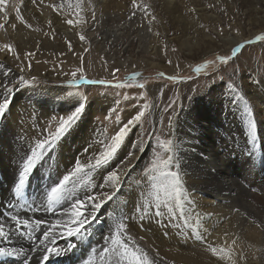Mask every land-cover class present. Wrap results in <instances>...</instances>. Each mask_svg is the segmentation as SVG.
<instances>
[{
    "label": "bare ground",
    "instance_id": "1",
    "mask_svg": "<svg viewBox=\"0 0 264 264\" xmlns=\"http://www.w3.org/2000/svg\"><path fill=\"white\" fill-rule=\"evenodd\" d=\"M7 1L9 0H3V7L6 12L8 9ZM137 1H141L145 4H152L153 1H159L163 3L162 5L165 4L168 7L172 6V8L173 6L182 5L184 1L190 2V4L191 2L194 4L198 3V0H136V3ZM217 1L218 0H209V3L215 4ZM234 1L236 5L234 13L236 15L240 14L238 3L241 1L249 2L254 6L251 7L252 9L245 16V21L243 17H234L236 18V28L239 31H237L239 36H236V39L226 38V41H228L227 44L230 46L240 39H248L256 32V29H258L257 31L264 29V0ZM90 2L107 6L109 3L115 2V0L84 1V3ZM120 2L129 4L130 2L133 3V0H119V3ZM187 2L186 4H188ZM221 2L227 3L230 2V0H221ZM32 3L33 0H22L18 10L21 13L23 12V15H21L24 20L27 16L30 17L27 21L29 20V22H32V25L34 23L36 26H39L44 32L34 33L27 29L18 28L13 17L9 16L8 13V23L4 28L10 37L9 40L16 44L19 51L23 52L21 53L22 55L25 50H27V52L38 51V53L41 51H48L46 49V43L54 41L55 38L53 36L57 33H61L65 37L80 38V36L83 35L84 29L87 27L84 26V23H89V20L85 18L86 13L81 10L78 11V14H80L81 18H85L82 21L84 23L72 22L71 24H68L66 20H63V18L59 17L53 11L48 10L49 5H56L59 6L58 8H62L67 5H77L80 3V0H44L43 4H40L39 0H37L35 5L43 9V13L41 15L37 14V17H34L36 13L35 10H32ZM193 16L194 15H192V17ZM179 17L180 15L176 18ZM190 17L191 16H189L188 19H190ZM211 18L214 19V16L212 15ZM194 20L191 22L193 23ZM0 22H3V13H0ZM160 22L161 21H159V24ZM187 23L185 21L184 24L186 25ZM233 23H235V21H233ZM12 24L16 26L14 30L9 29ZM150 24L151 23L147 25L149 29L146 32L149 36L148 39L152 40L150 42L142 37V30L138 27L135 28L134 24L129 21L126 25L121 24L120 26H113L108 29L105 28L106 30L104 33L109 36V38L104 39L103 42L97 41L94 44L97 49L100 46L102 51L100 52L104 54L105 48L113 46V44H116V42L121 41L123 38H126L127 44L129 41L131 42V40H136L138 52L142 50L145 51L146 54L153 56L161 51V45L157 43L158 39L155 36V32L150 28L152 27ZM182 25L183 23L180 24L179 27ZM187 26H189V24ZM164 28L165 26L162 28L160 27L162 30H164ZM189 28L191 29V27ZM193 30L196 31V28H193ZM85 35L86 34L83 36ZM164 38L163 36V39ZM127 39L129 41H127ZM166 39L167 37L165 40ZM170 41L171 40H166L164 43L169 46L171 45ZM179 42L186 43L188 42V38L182 42L179 40ZM194 44H196V42ZM0 45L2 44L0 43ZM51 46L52 48L59 47L57 44H51ZM61 49H65V47L63 48L62 46ZM106 53V56H111L107 51ZM112 57L117 59L113 54ZM112 57H109L108 60L112 61ZM0 59L5 65L4 71L11 68L9 75H5V72L4 74L0 73V80L3 81V86H0L1 90V88L6 87L9 81H11L13 77H16L17 74L13 70V61L11 57L6 55L4 51L0 52ZM147 61L148 65L161 68L158 63H154L152 60ZM17 66L19 67V65ZM24 66L26 67V65ZM38 74H41L39 70H35L32 76ZM51 74L53 73L50 72V75H41L53 77ZM238 78L240 93L238 95V93L234 91V96H238L240 100L242 99L248 104L252 103V107L250 106L252 112H255V107L258 105L260 110L259 116L256 114L254 115L259 123V127L264 129V80H262V85H260L258 84L260 83V79H257L258 83H256L253 82V79L249 80L245 74H240ZM14 91V99L10 102L7 111L4 113V119L2 120L3 124L0 127V223L10 224L11 221L8 218L13 213H19L21 219L35 220L39 218L44 221L41 229L32 233V237L36 235L42 238V230L46 229L52 233L49 247L65 249L63 254L51 256L47 264H51V262H55V264H103L100 259L101 251L105 248L103 239L104 236L110 234L116 222L125 223L130 232L142 236V238L149 239L159 252L168 256L170 262H175V264H233V260L235 264H264V232L260 231L259 229L261 228L257 227V224L260 226L262 225L256 217L260 211L258 212L256 202H246V199H251L250 201H252L255 198L256 194L253 193V191L258 189V193L261 194L258 200H260L262 205L260 207H262L264 211V186L255 185L253 183H250L249 186V182L253 181L248 179H244L241 184L242 186H239L235 179H233L236 166L233 165L232 161L228 162L227 160L231 159L230 155L235 152H230L228 143L224 141L226 135H222L221 133L217 134L209 129V127H206L205 131L202 132L199 128L198 120L195 118V116L200 114V117L204 119L203 121H207L206 119L210 116V114L206 112L208 111L207 109L203 110L202 108L198 109V107H195L192 111L193 117L189 118V121L185 123L187 124L186 127H184V123H180L182 119L180 122L178 119L170 122L168 130L169 135L172 137L171 150L169 151L171 158H167L166 163L160 166L157 172H152L148 175H143L140 173V169H138L143 166L140 165L142 157V155L140 156V152L142 151L140 146L141 133H139L137 129H135L132 134L130 133L131 135H129V139L127 138L126 145L120 148L114 159H112L108 165L91 170V176L84 177L83 181L77 185L75 195L77 198L86 201V207L82 208V211H84L86 215L94 208V203H100L102 206L100 209H96L95 212H92L91 215H88L87 222L80 233L68 236L67 229L69 227H80V225L76 224L74 221L69 223L70 214L65 212V207L70 206V202H72L71 198L69 199V203H62V205L56 206L48 211H45L42 202L46 201V194L51 187L55 186L64 175L70 176L69 187H71V181L77 179L71 175V173L75 171L77 162L81 164L84 171H89L88 165L95 164V158L103 151L105 141L102 135L103 128L100 127L93 118L99 112H109L110 107L114 104V99L108 98V96L92 98L88 105L86 104L87 106L84 108L81 119H79L71 130L58 142L56 147L34 166L26 180L22 192L18 194L15 188L18 184L23 163L26 162V157L30 155V151L35 144L40 140H44L48 135L43 129L45 127L42 125L41 120L48 117L51 113L70 114L77 107H80L81 104L79 99L68 96L65 90L58 85H53L48 88L34 87L33 89L17 87L16 90L12 89L11 92L2 90L0 91V101L10 98ZM225 93L226 92L223 91L220 94L225 95ZM219 95L210 96L211 99L214 98L211 103L214 108L215 116H220L222 108L218 102L220 99ZM190 107L192 108L193 106L191 105ZM229 117L228 115V118ZM260 122L263 125H261ZM9 131H11L10 134ZM4 133L6 134V140L2 138ZM177 134H179L178 141L176 139ZM203 135H206L211 143L207 140H205L206 143H204ZM263 135L264 134H262V136ZM183 148H188L189 155L187 161L190 160V162L195 163V165L190 163L192 165L191 167L189 165L186 166L184 162L185 158L182 153ZM245 149L246 147L244 150ZM145 150L146 149L143 151L145 152ZM196 164L198 165L196 166ZM177 170L180 174L179 179L184 182L183 189L187 191L184 196L188 205L187 211L194 217L192 224L195 229L201 230L203 237L201 240H197L193 236L194 238L191 241L193 243L191 244L187 243V241L186 243L183 242V239H186V230L184 228L179 229L175 227V225H171H178L177 217L182 215L176 206L175 197L177 195V184L170 175V173H175ZM111 171H117L120 177L119 182L115 186L116 190L119 189V191L115 194L113 193L115 188L111 187V182H107L106 180L107 175ZM248 186L249 188H247ZM105 193L114 195L111 199L106 200L104 199ZM238 194L241 195V197H243L244 194L245 199H243L246 203L245 205L248 204L247 212H237L236 209L233 208V203L236 201ZM89 197L98 198L93 202ZM157 203L161 204L159 209L156 208ZM165 204L172 207L174 211L171 214H169V212L167 213L168 225L162 228V216L157 217L155 212L162 211V206ZM207 214H211V218H207ZM142 216L145 217L143 220L140 219ZM58 219L63 221V223L57 225L56 221ZM202 220H204L205 223H201ZM144 221H148V229H153L152 236L146 228L141 227L144 225ZM253 221H255V223ZM142 228L144 229L143 232ZM195 229H193V231ZM7 230L8 228L6 227V231ZM163 230L165 231V235L162 234L164 232ZM167 235L169 239L165 238ZM27 238V235L22 236L20 231L13 228L10 239H0V244L2 245L3 242L10 247L30 249L38 242L36 241L31 245L26 242ZM15 240L17 241L15 242ZM233 241H235V244L243 246L247 251L243 250V259H241V254L237 255L233 252H228L229 243ZM135 242H137V240ZM209 244L214 247L225 249V252L222 254L223 258H221V256L212 255L208 250ZM132 246L134 247L135 245ZM258 250L262 251V254L259 256L260 258L254 260L250 252ZM34 256L35 253H33V257ZM229 256H231V259ZM33 257H30L29 260L31 264H36V259ZM159 260L160 259H158V261ZM16 264H25L24 257L21 256Z\"/></svg>",
    "mask_w": 264,
    "mask_h": 264
},
{
    "label": "rangeland",
    "instance_id": "2",
    "mask_svg": "<svg viewBox=\"0 0 264 264\" xmlns=\"http://www.w3.org/2000/svg\"><path fill=\"white\" fill-rule=\"evenodd\" d=\"M84 1L85 0H80V3L77 5H67L62 8H57L55 11L52 7L48 6V10L53 11L66 21L84 23L82 22L83 19H88L89 23H84V26H87L86 28H88H85L86 30L84 29L83 31V35L86 34L88 36L85 35V41H81L79 37H65L63 34L57 33L53 36L55 38L54 41L46 43V49L48 51H41L38 53V51L27 52V50H25L22 55L21 53L23 52L19 51L16 44L9 40L10 37L8 36L7 31H5L4 28L0 29V43L13 44L16 53L19 56V59H17L13 56L12 52L4 51L14 62H12L13 70L17 75L16 77H13L14 79L12 78L11 83H8L6 87L1 88L0 91H7L8 88L16 90L17 87L33 89L34 87L48 88L53 85H58L65 90V93L68 96L80 100V104L83 106V111L90 100L94 97L108 96V98L114 99V104L110 107L109 112H99L93 118L94 121L103 128L102 135L105 141L103 151L106 150L107 144L111 143L112 137H114L120 127L127 123V121L134 117L139 111H144V117L141 118L139 123L130 126L129 132V135H131L134 130L137 129L139 130V133H141L140 146L142 151L140 152V156L142 155V157L140 165L143 166L138 169H140V173L143 175L157 172L158 168L166 163L167 158H171L169 151L171 150L172 137L169 135L168 130L170 122L177 119L180 122L182 119L180 123H184V127H186L187 124L185 123L189 121V118L193 117L192 111L195 107H198V109L202 108L203 110L207 109L209 111H206L207 114H210L206 119L207 121H203L204 119L200 117V114L195 116V118L198 120V125L202 132L205 131L206 127H209V129L217 134L221 133L222 135H226L224 141L228 143L230 152H235L230 155L231 159L227 160L228 162L232 161L233 165L236 166L235 172L233 173V179H235L239 186H242L241 184L244 179L253 181L249 182V186L250 183L264 186V135L262 136V134H264V129L259 127V123L254 115L256 114L259 116L260 110L258 105H256L255 112H252L251 107L253 104H248L242 99L240 100L238 96L235 97L232 87L234 82L236 86L235 92L239 95L240 88L238 77L240 74H245L249 80L253 79V82L256 83H258L257 79H260V83L258 84L262 85V80H264V42H256L254 38L256 35L264 34V29L257 31L258 29L255 28L256 32L248 39H240L236 41V43L234 42L231 46L228 45V41H226V38L236 39V36H239L236 28V18L234 17H243L245 21V16L254 5L252 6L249 2L241 1L238 3L240 14L236 15L234 13V8L236 6L234 0H230V2L227 3L218 0L215 4H210L209 0H198V3L196 4L193 2L190 4V2L184 1L183 4L185 6L182 4L178 5L179 7L173 6V8L172 6L168 7L165 4L162 5L163 3H160L159 1H153L152 4H145L141 1H137L135 7L133 3H131L132 1L129 4H126L122 2L119 3V0H115V2L109 3L107 6L104 4L100 5V3H84ZM186 2L188 4H186ZM21 3L22 0L7 1V13L9 16L13 17L18 28L27 29L34 33L44 32L39 26H36L34 23L32 25V22H29V20L27 21L30 17L27 16L24 20L25 23H21V21L16 18V12L19 6H21ZM141 4L145 6L146 11L141 10L139 7ZM31 5L32 10H35L36 13L34 17H37V14L41 15L43 13V9H40L33 3ZM80 10L86 13L85 18H81L80 14H78V11ZM21 14L23 15V12ZM179 15L180 17L176 18ZM192 15H194L193 17L195 18H193ZM212 15L214 16V19L211 18ZM189 16L192 17V19L190 17L191 20L188 19ZM192 20H194L193 23L191 22ZM232 20L235 21V23H233ZM129 21L134 24L135 28L138 27L142 30L143 34L141 33V35L148 40V42L152 41L151 39H148L149 36L146 33L149 29L147 25L151 23L150 25H152V27L150 28L155 32V36L158 39L157 43L161 45V51L153 56L146 54V52L142 50L138 52V44L135 42L136 40H131L130 42L127 39V41H129L127 44L126 38H123V42L121 40L116 42V44H113V46L105 48V52L102 54L100 46L98 45L99 48L97 49L94 43L97 41L103 42L104 39L109 38V36L104 33L106 29L113 26H120L121 24L126 25ZM159 21H161L160 24ZM176 21H179L180 24L183 23V25L179 27L180 24ZM185 21L186 23L189 22L185 25ZM188 24L189 26H187ZM29 25H31V27H29ZM202 25L203 27H201ZM163 26H165L164 30L160 29V27L162 28ZM189 27H191V29ZM15 28L11 26L9 29L14 30ZM193 28H196V31L193 30ZM163 36L165 38L167 37L166 40H171L170 44L172 46H167L168 44L164 43L166 40L165 38L163 39ZM186 38H188V42H183L184 44L179 42V40L182 42ZM249 40H252L253 43L247 44L242 53L239 54L238 58L232 62L231 66H222L218 72H214L210 68L202 69L200 73L195 71V69L205 60H216L219 55H230L233 47L238 44H246ZM69 42L72 44L71 50H69L68 47ZM193 42H196V44ZM51 44H57L60 48H52ZM62 46L63 48L65 47V49H61ZM106 51L110 53L111 56H106ZM25 53L33 54L30 58H26ZM112 54L113 56H116L117 59H114ZM109 57H112L113 60H108ZM146 59L158 63L161 68L148 65ZM17 65H19V67ZM24 65H26V67ZM4 66L3 61L0 59V73L4 74L5 72V75H9V69L11 70V68L4 71ZM233 68L236 69L235 74H233ZM35 70H39L41 74L45 75H50L51 72L53 73L51 74L53 77L59 79H54L53 77L41 74L32 76V73ZM42 70L49 73H44ZM133 73H139L140 76H138L136 80H130L129 77H131ZM81 76L89 81L103 80L109 83H70L79 80ZM21 77L26 80H32V78L35 77V81L30 84H23L20 83ZM170 77H175V79H170ZM229 77H231V79H229ZM117 83L122 84L123 87H116L115 85ZM141 84H144L145 87L141 88L139 86ZM223 91L226 92L225 95L220 94ZM14 94L15 91L10 98H8L10 102L14 99ZM211 95L220 96V99L218 100L222 106L220 116L214 115V108L211 103L214 98L211 99ZM145 105H147V107H145ZM191 105L193 106L192 108L190 107ZM67 115L68 114L65 113H51L48 117L41 118V123L45 127L43 128L45 132L47 134H49V132H55V129L59 126V118L66 117ZM82 115L79 119H81ZM228 115L230 116L229 118ZM3 119L4 114L3 116H0V127L3 124ZM260 124L263 125L261 122ZM10 133L11 131H9V134ZM129 135L127 137L128 139L130 137ZM178 135L179 134L176 136L177 141ZM2 138H4V140L7 139L5 133ZM128 139L123 142L121 148L126 145ZM205 140L209 142L206 135H203L204 143H206ZM245 147L246 149L244 150ZM144 149H146L145 152L143 151ZM187 149L183 148L182 153L185 158L184 162L186 166L189 165L191 167V164L195 165V163L190 162V160L187 161L189 155ZM197 165L198 164H196V166ZM175 173H177L178 178H180L178 170ZM249 186L247 188H249ZM183 187L184 182L179 179L177 192L179 193L180 201L183 205V211L178 207V211L181 212L182 215L177 217L178 225H171H175V227H178L179 229L184 228L186 230V239H183V242L186 243L187 241V243L191 244L193 243L191 241L194 237L197 240H201V238H198V233L201 234V230L195 229L192 224L194 217L187 211L188 205L184 196L187 191H185ZM118 191L119 189L116 190L115 188L113 193H117ZM253 193L256 194L255 198L252 201H250L251 199H246V202H256L258 212L260 211L256 217L262 225L259 227L261 228L259 230L264 232V211L263 208L260 207L262 206L260 200H258L261 194L258 193V189L254 190ZM243 198L245 199L244 194L243 197L238 194L236 201L233 203V208L236 210L239 209L238 212L244 213L247 212L248 204L245 205L246 203ZM162 211L165 213L161 217L163 228L168 225V208L163 205ZM189 225H191L192 229L188 227ZM197 226L199 227L198 224ZM141 227L146 228L152 236L153 229H148V221H144V225ZM143 228L142 232L144 231ZM193 229L195 230L193 231ZM111 231L110 234L104 236L103 239L105 248L100 254V259L103 264H117L118 262H120L118 264H126V261H121L119 256L109 254L105 251L106 249L114 247L111 241L113 237L116 238L117 235H119L118 238L120 241L126 243L130 250H135L137 248H142L143 250L146 249L144 251H146L148 255L150 254V259L154 256L153 260L155 261V264H175V262H170L168 256L159 252L149 239L133 234L128 230L127 226L123 231L119 232V234L117 233L115 225L112 227ZM162 234L165 235V231ZM167 237H169L168 235L165 236V238L169 239ZM136 240L137 242H135ZM132 245L135 246L133 247ZM228 248L231 252L237 255L245 250L243 246L233 242L229 243ZM261 254L262 251L260 250L250 252V255L254 260L260 258L259 256ZM158 259L160 260L158 261Z\"/></svg>",
    "mask_w": 264,
    "mask_h": 264
},
{
    "label": "snow or ice",
    "instance_id": "3",
    "mask_svg": "<svg viewBox=\"0 0 264 264\" xmlns=\"http://www.w3.org/2000/svg\"><path fill=\"white\" fill-rule=\"evenodd\" d=\"M44 0H39L40 4H43ZM33 3H37V0H33ZM134 7L136 6V0H133ZM49 7H52L55 11L59 6L56 5H49ZM141 10L146 11L145 6L141 4L139 6ZM0 13H3V22H0V29L5 28V25L8 23V16L7 12L5 11L3 7V0H0ZM16 18L21 21V23H25L21 12L17 10L16 12ZM154 19V17H153ZM68 24H71L72 21H67ZM13 28H15V25H12ZM31 27V25H29ZM203 27V25L201 26ZM256 42H264V34L262 35H256L255 36ZM81 41H85V36H80ZM253 43L252 40L247 41L246 44H238L235 47L231 49L230 55H219L216 60H205L203 63H201L195 71L197 73H200L202 69L210 68L214 72H218L222 66H231L232 62H234L239 54L242 53L243 49L247 46V44ZM69 50H71L72 46L71 43H68ZM3 51H10L12 52L13 56L19 59V56L16 53L15 47L11 43H4L0 45V52ZM32 54L31 53H25L26 58H30ZM218 61V62H217ZM9 71H11L9 69ZM118 71V69H117ZM236 69L233 68V74H235ZM163 75V74H161ZM140 76L139 73H133L131 77H129L130 80H136V78ZM170 79H175V77H170ZM231 79V77H229ZM35 81V77L32 78V80H26L23 77L20 78V83L23 84H30ZM11 83V81H9ZM70 83H100V84H108L107 81H89L84 79L83 76L77 81H72ZM0 86H3V81L0 80ZM116 87H123L122 84L117 83L115 85ZM141 88H144L145 85L141 84L139 85ZM233 91L236 90V86L233 82ZM8 91L11 92L12 88H8ZM10 101L8 99H4L0 101V116H3V114L7 111L9 107ZM147 107V105H145ZM83 106L77 107L75 110H73L70 114H68L66 117H60L59 118V126L55 129V132H49L48 137L44 140L38 141L35 146L31 149L30 155L26 157V162L23 163L21 172L19 174V180L18 184L16 185L15 191L16 193H21L26 180L33 170L34 166L37 165L38 162H40L46 154H48L52 149L56 147L58 142L71 130V128L76 124V122L79 120L80 116L82 115ZM145 113L144 111H139L134 117L129 119L127 123H125L122 127L119 128L118 132L112 137L111 143L107 144L106 150L102 151L96 158H95V164L88 165L89 171H84V169L81 167V164L79 162L75 165V171L71 173L73 177H76L77 179L71 181V187H69L70 182V176L64 175L62 179H60L55 186L51 187V189L46 194V201L42 202V206L44 207L45 211L52 210L56 206L62 205V203H69V199L71 198L70 206L65 207V212L70 214V220L69 223L75 222L76 224L80 225V227H69L67 229V235L73 236L75 234H78L81 232V229L84 227V225L87 222L88 215H91L92 212H95L96 209L101 208L100 203H94V208H92L91 212H89L87 215L84 211H82V208L86 207V201L77 198L76 188L77 185L83 181L84 177L91 176L93 169H98L100 167L108 165L112 159H114L116 153L118 150L122 147L123 142L127 139L129 132H130V126H133L141 121V118L144 117ZM171 143V142H169ZM82 174V175H81ZM173 180L176 181V184L178 186L179 184V178L177 173H170ZM120 177L118 176L117 171H111L107 175V182H111L110 186L115 188L116 184L119 182ZM115 194V193H114ZM114 194H108L105 193L104 199L109 200ZM98 197H89L90 200L95 202V200ZM176 206L180 207L183 211V205L180 201L179 193L177 192L176 195ZM165 207L168 208L169 214H171L174 209L170 207L169 205L165 204ZM142 207V206H141ZM161 207L160 203L156 204V208L159 209ZM143 210V207H142ZM237 212L239 209L236 210ZM165 213L163 211H157L156 216L160 217L163 216ZM187 215V214H186ZM95 218V217H94ZM145 217H140L141 220H143ZM207 218H211V214H207ZM11 223L5 224L0 223V239L8 240L11 237L12 229L14 228L17 231H20V234L27 235L29 239H32V233L36 232L37 230L41 229L42 224L44 221L37 218L35 220L30 219H21L19 213H13L8 218ZM255 223V221H253ZM63 221L57 220L56 224L60 225ZM201 223H205L204 220L201 221ZM6 227L8 230L6 231ZM191 228V225H189ZM257 227H260L259 224H257ZM115 228L117 230V233L123 231L126 228L125 223L118 222L115 223ZM51 236L52 233L48 230H42V238L37 237V243L31 247L30 249H24V248H16V247H0V256H14V257H24L25 264H31V261L29 260L30 257H33V253H35V256L33 258L36 259V264H47L48 260L53 255H61L65 252V249H59L56 247H49V244L51 243ZM198 238H203L202 234L198 233ZM112 245L114 247L106 249L105 251L109 254L119 256L121 261H126V264H155V261L153 259L149 258V255L146 251H144L142 248H137L135 250H130L128 246L120 241L118 238V235L116 238L112 239ZM235 243V241H233ZM208 250L212 253V255L221 256L223 258L222 254L225 252V249L214 247L211 244L208 245ZM229 253H231V250H228ZM231 259V256H229ZM241 259H243V254L241 253ZM233 264H235V261L233 260Z\"/></svg>",
    "mask_w": 264,
    "mask_h": 264
}]
</instances>
